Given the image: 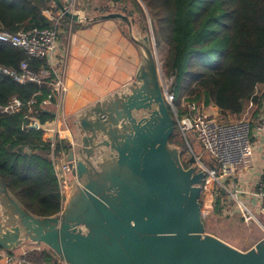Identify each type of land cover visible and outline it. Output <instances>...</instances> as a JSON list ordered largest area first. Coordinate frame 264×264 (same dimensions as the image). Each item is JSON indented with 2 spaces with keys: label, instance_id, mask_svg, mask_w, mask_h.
I'll list each match as a JSON object with an SVG mask.
<instances>
[{
  "label": "water",
  "instance_id": "obj_1",
  "mask_svg": "<svg viewBox=\"0 0 264 264\" xmlns=\"http://www.w3.org/2000/svg\"><path fill=\"white\" fill-rule=\"evenodd\" d=\"M53 1L73 22H121L139 63L131 82L68 117L62 164L71 177L58 213H31L0 177V248H46L63 264H264V237L241 251L205 231L206 175L197 162L185 169L169 142L174 123L151 30L131 13L88 17Z\"/></svg>",
  "mask_w": 264,
  "mask_h": 264
},
{
  "label": "trees",
  "instance_id": "obj_2",
  "mask_svg": "<svg viewBox=\"0 0 264 264\" xmlns=\"http://www.w3.org/2000/svg\"><path fill=\"white\" fill-rule=\"evenodd\" d=\"M111 2L112 12L131 13L136 25L142 22L150 26L156 50L157 44L164 47L161 68L166 78H172L169 91L175 94L178 108V95L186 91L184 97L189 101L212 105L222 119L229 118L226 122L242 119L250 102L253 107L248 112L249 119H259L260 112H264V0ZM43 11H49L52 19L44 18ZM100 11L109 12L106 8ZM59 13L53 0H0V31L52 28L59 30L60 38L67 32L70 20L64 15L58 18ZM22 62H27L28 69L35 73L46 68L45 60L28 59L22 50L0 43V65L18 73ZM49 83L19 85L0 76V107L13 97L23 105L13 115L0 114V177L19 202L37 216L54 215L62 207L50 161V143L43 139V131L28 128L30 118L41 126L54 118V101L48 107L40 106L49 95ZM31 100L35 102L28 106ZM169 142L183 147L184 140L175 128ZM69 149L68 142L55 139L56 155ZM201 156V164L218 175L219 166L210 155L202 152ZM180 159L185 169L195 164L193 158L185 160L182 154ZM225 197L223 188L216 190L217 210ZM25 258L58 262L46 248L28 251Z\"/></svg>",
  "mask_w": 264,
  "mask_h": 264
},
{
  "label": "built area",
  "instance_id": "obj_3",
  "mask_svg": "<svg viewBox=\"0 0 264 264\" xmlns=\"http://www.w3.org/2000/svg\"><path fill=\"white\" fill-rule=\"evenodd\" d=\"M108 1L107 7L112 8L113 3ZM72 12V11H71ZM78 13V12H72ZM61 13L58 18H61ZM42 16L47 20L52 19V14L49 11H43ZM59 30L52 28L31 27L27 30H21L17 33H9L0 31V43L22 50L28 59L45 60L46 68L40 69L38 72H32L28 69L27 62H22L19 66V72L16 73L9 68L0 65V76H5L19 85L28 82L41 84L43 81H50L49 95L41 102V108L51 105L55 102V110L58 113L63 105L64 98L67 92L65 86V66L64 62L60 61L59 68L57 63V48ZM62 58V57H61ZM163 77V76H162ZM168 79V80H167ZM172 83V78L165 77V84H162L164 99L173 117L174 128L179 136L186 142L189 151L195 158V161L201 166L205 172L207 180L219 182L225 180L234 181L238 171L245 169L251 161L252 149V126L253 120L249 119V111L253 107L252 102L242 119L235 122H220L214 119L203 104H196L189 101L186 97L182 98L179 103V108L176 106V97L173 92L169 91ZM35 101L31 100L28 106L33 105ZM23 107L22 103L15 97L11 98L7 104L0 107V114L13 115ZM29 113L30 110H28ZM259 119L256 121V131L264 132V112H260ZM54 122L58 121V115H55ZM45 125L41 126L36 119L30 118L28 128L41 130L43 138L50 143L51 155L50 161L54 169L55 178L58 183L59 194L62 197V202L69 190L70 169L67 163L62 164L65 159L64 153L56 155L53 152L55 139L51 133V129H47ZM57 134V133H56ZM191 134L202 147L203 152L210 155L212 160L219 166L220 172L216 175L212 170L206 169L200 162L199 158L195 157V153L187 141V135ZM60 140V139H59ZM223 188V186H221ZM260 200V212L264 214V168L263 179L259 184L258 190L255 193ZM233 199L236 201V194H233ZM241 216L245 222H249L251 217L239 207ZM0 264H54L46 261L32 262L25 258V253L16 255L14 252H8L0 248ZM56 264H63L59 260Z\"/></svg>",
  "mask_w": 264,
  "mask_h": 264
},
{
  "label": "crops",
  "instance_id": "obj_4",
  "mask_svg": "<svg viewBox=\"0 0 264 264\" xmlns=\"http://www.w3.org/2000/svg\"><path fill=\"white\" fill-rule=\"evenodd\" d=\"M76 1H82V4L85 2L67 0L68 5H73L77 3ZM118 22L103 20L89 24L76 22L74 28L70 29L72 25L69 24V30L58 38L56 58L59 65L60 61L64 62L67 92L60 110L58 113L55 110L54 113L58 115V121L52 123L53 120L45 126L51 129L53 138L70 144L72 140L67 126L68 117L133 80L139 63L138 49L126 38ZM205 108L217 121L223 118L212 105ZM55 118L54 116L53 119ZM255 128L256 121L252 127L251 161L245 169L237 172L234 181L229 179L223 181L229 197L226 194L216 210L224 217L238 216L245 225L257 223L244 240L245 245H248V240H253L248 245L249 248L264 237V214L260 212V200L255 195L263 179L264 132H258ZM43 138L47 137L43 135ZM233 194H236V201ZM239 207L251 217L250 222L243 220ZM209 208L214 212L215 203L212 207L209 202ZM259 229L261 231H258ZM236 234L239 233L235 232Z\"/></svg>",
  "mask_w": 264,
  "mask_h": 264
},
{
  "label": "rangeland",
  "instance_id": "obj_5",
  "mask_svg": "<svg viewBox=\"0 0 264 264\" xmlns=\"http://www.w3.org/2000/svg\"><path fill=\"white\" fill-rule=\"evenodd\" d=\"M59 1H60L61 5L63 7H65L67 10L72 11V12H78L81 15L85 14V16H88V17L95 16V15L99 14V12H101L100 10L104 9V8L109 10V12H112L111 10H114L113 7L112 8L107 7L108 1L85 0V2L83 4H82V1H79V2L76 1L77 3H75L73 5H68L67 0H59ZM87 4H88V6H87ZM51 6L54 7L53 4H51ZM94 9H96L98 11H95ZM60 14H61V12L59 13V15ZM100 14H102V13H100ZM105 21L111 22L113 20H105ZM114 22H116V21H114ZM74 23H76V22L70 21L68 23V25L69 24L72 25L70 27V29L74 28L73 27ZM82 23H85V22H82ZM118 26L122 30L124 29V26L121 22H118ZM145 27L148 30L151 29L150 26H148V25ZM157 54H158V58H159L160 81H161V84H165V77L166 76L164 74L163 69L161 68L162 67L161 61L164 57V47L158 46V44H157ZM185 95H186V91H182L181 93H179L178 98H177L178 102L180 101L181 98H184ZM219 121L220 122H226L229 120L220 119ZM187 141H188L190 147L192 148V150L194 151V153L196 154L195 157L199 158V160H200V158L202 157L201 154L203 152L202 147L196 142L194 136L191 134L187 135ZM183 143H184L183 147H179V146L178 147L181 149V154L184 155V159L187 160V159L193 158L195 161V158L193 157V155L189 151L187 145L185 144L186 142L184 141ZM195 163H196V161H195ZM205 179L206 180H204V182L201 185L202 190H201L199 202L201 203V216H202V220L204 223L206 233L221 239L222 241L230 244L231 246H233V247H235L241 251L248 250L249 249L248 245H250L253 242V240L252 241L248 240V245L244 244V240L250 235L249 234L250 229L254 228L255 224H257V223H251L249 225H245L238 216H233L232 218L228 217V216L224 217L221 215L220 212L216 211L217 209H215V211L213 212V209L209 208V202H211V205L213 207V205L215 203L214 198H215L216 190L222 188L221 186H223L225 193L227 195H228V193H227V189L225 188L224 182H222V181L212 182L210 180H207L206 177H205ZM228 192H229V190H228ZM228 197H229V195H228ZM206 202H208V203L206 204ZM258 231H261V229H259ZM235 232H237L239 234L235 235ZM241 239H242V241H240ZM257 242H255V243H257ZM35 249L39 250L40 248L34 247L30 244H25L22 246V248L15 250L14 253L16 255H22L24 253L26 254L28 251H32ZM49 263H51V262H49Z\"/></svg>",
  "mask_w": 264,
  "mask_h": 264
}]
</instances>
